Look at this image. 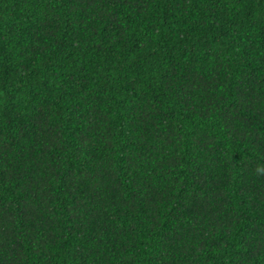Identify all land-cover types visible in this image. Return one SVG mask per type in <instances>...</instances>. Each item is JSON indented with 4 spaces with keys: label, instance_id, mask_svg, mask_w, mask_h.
Instances as JSON below:
<instances>
[{
    "label": "trees",
    "instance_id": "trees-1",
    "mask_svg": "<svg viewBox=\"0 0 264 264\" xmlns=\"http://www.w3.org/2000/svg\"><path fill=\"white\" fill-rule=\"evenodd\" d=\"M0 264H264V0H0Z\"/></svg>",
    "mask_w": 264,
    "mask_h": 264
}]
</instances>
